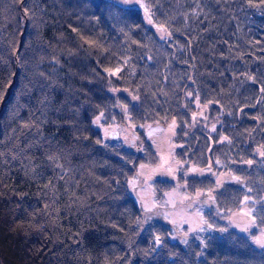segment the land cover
Listing matches in <instances>:
<instances>
[{
	"label": "trees",
	"instance_id": "obj_1",
	"mask_svg": "<svg viewBox=\"0 0 264 264\" xmlns=\"http://www.w3.org/2000/svg\"><path fill=\"white\" fill-rule=\"evenodd\" d=\"M140 1L168 37L115 0H0V264H264L226 226L174 240L129 186L157 162L140 127L175 121L183 162L243 182L219 190L217 209L252 198L264 223V7ZM97 117L136 129L142 154ZM155 185L159 197L173 186Z\"/></svg>",
	"mask_w": 264,
	"mask_h": 264
},
{
	"label": "rangeland",
	"instance_id": "obj_2",
	"mask_svg": "<svg viewBox=\"0 0 264 264\" xmlns=\"http://www.w3.org/2000/svg\"><path fill=\"white\" fill-rule=\"evenodd\" d=\"M115 1L123 5L140 7L144 14L140 0ZM147 15L148 12L144 14V17L148 23ZM149 25L159 37L169 36V32L159 31L161 25L154 21ZM204 108L205 106L202 105L198 107L199 111L196 116L201 118L199 122L206 120L203 115ZM197 123L198 120H195L192 127L200 126ZM96 124L102 129L106 138H109L112 130H118L120 132L118 140L124 145L132 149H135L136 145L139 148L142 147L137 142L136 129L130 128L128 125L103 126L100 120ZM205 124L203 125V127L206 126L204 129L214 130V124H211V127L210 124ZM140 130L153 147L157 159L154 164L140 166L136 176L129 182L130 192L142 208L144 222L160 221L171 229L172 238L179 242H183L186 235L190 233L198 236L212 231L221 234V229L227 230L224 227L226 226L246 236L247 241L257 249L264 250L254 243L255 238L264 233V223H259L260 218L256 210L258 208L255 207V201L252 198L247 201L242 200L236 210L227 212L218 210L216 195L219 190L226 185L233 187L243 185L241 180L234 179L237 175L232 172L215 170L210 162L205 167L183 162L177 156L178 146L174 142L175 126L173 124L149 123L141 126ZM132 140H135V145L132 144ZM194 168L197 171H193ZM157 179H165L173 184L169 190H163L160 197L155 185ZM262 202L264 204V196ZM249 211L255 217V222L251 224L249 223L251 217L244 215ZM262 222H264V218ZM245 227H248L247 232L243 231ZM201 229L203 230L201 231Z\"/></svg>",
	"mask_w": 264,
	"mask_h": 264
},
{
	"label": "snow or ice",
	"instance_id": "obj_3",
	"mask_svg": "<svg viewBox=\"0 0 264 264\" xmlns=\"http://www.w3.org/2000/svg\"><path fill=\"white\" fill-rule=\"evenodd\" d=\"M247 2L249 4V6H251V7H264V0H247ZM147 11H148L147 8H145V12L146 13H147ZM147 20H148V23L149 24H152L153 23L150 14L147 15ZM158 30L161 31V32H166L167 31L166 28L163 25L159 26V29ZM106 71L111 72V70H106ZM116 71L118 72L119 69H117ZM261 90L264 91V89H261ZM189 95H191V94H189ZM197 103H198V101H197ZM101 115H103V113H101ZM97 123H99V117H97ZM173 124H175V121H173ZM225 139H227V138H225ZM260 154L261 155H264V152H261ZM247 163L251 164L252 161H248ZM193 171H197V169L194 168ZM234 179H236L237 181H240L241 178L240 177H234ZM247 199L248 198L245 197V201H247ZM244 215L245 216H248V217H251V220L249 221L250 224L255 222V217L252 216V213L250 211L249 212H245ZM202 230L203 229H201V231ZM243 231L247 232L248 231V227H245L243 229ZM254 243L257 244V245H259L260 248L264 249V233H262L260 236H257L255 238V240H254Z\"/></svg>",
	"mask_w": 264,
	"mask_h": 264
},
{
	"label": "water",
	"instance_id": "obj_4",
	"mask_svg": "<svg viewBox=\"0 0 264 264\" xmlns=\"http://www.w3.org/2000/svg\"><path fill=\"white\" fill-rule=\"evenodd\" d=\"M119 137H120V132L118 130H112V132H110L109 134V139L111 140H118ZM132 144L133 145L136 144L135 140H132ZM135 149L139 152V154H142V150L138 146H136Z\"/></svg>",
	"mask_w": 264,
	"mask_h": 264
}]
</instances>
